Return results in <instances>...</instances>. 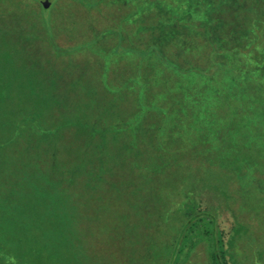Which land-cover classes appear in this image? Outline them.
Masks as SVG:
<instances>
[{"label":"trees","instance_id":"obj_1","mask_svg":"<svg viewBox=\"0 0 264 264\" xmlns=\"http://www.w3.org/2000/svg\"><path fill=\"white\" fill-rule=\"evenodd\" d=\"M11 1L0 0V264H39V260L44 262L55 256L58 264L75 263L69 262V258L76 260V264H85V241L80 238L84 240L88 228L92 230V241L99 245L121 243L124 234L126 238H133L134 232L138 233V223L146 219L142 216L147 199H138V196L152 188L149 183L158 182L164 171L160 166H165L166 161L149 177L134 169L133 166H148L149 145L162 151H167L164 147L175 151L173 155L167 151L168 155L164 153L162 158H152L151 166L165 158L174 159L184 146L190 151L188 163L200 162L197 157L205 159L200 166L207 173L211 172L208 166L214 165L207 160L214 155L218 156L220 165L234 160L247 164L241 153L245 143L241 135L247 125L230 123L225 117H242L237 105L230 103L239 94L246 98L250 108L258 107L259 101H255L258 97L260 107L264 106V95L260 92L264 80L261 76L264 45H259L260 39L255 34H260L256 27L250 30V37L239 39L230 36L231 27L222 21L211 26L195 24L193 15L185 10L188 20L182 18L179 24L165 15L153 27L160 29L161 34L141 40L144 45H151L150 48L134 53L136 58L113 56V62H109L112 69L114 63L120 62L123 66L125 60H130L134 72L138 66V75H118L121 87L112 86L109 82L112 71L107 70L106 64L103 75L97 76L103 77L108 89L104 92L98 85L92 86L88 95L90 103L85 105L73 101L71 93L78 85L76 81L69 82L66 76H58L57 67L47 68L46 65H50L46 59L45 64L37 68L43 62L38 59L42 52L69 55L75 50L56 41L52 7L44 9L42 0H31L32 4L25 0ZM200 7L193 6L194 15ZM144 21L139 28L146 31ZM124 32L120 36L126 42ZM167 35L170 40L166 47L175 49L176 55L164 49L163 38ZM196 36L204 40L199 43ZM141 41L138 44H143ZM206 46L213 50H203ZM185 51L195 55L185 61L182 56ZM237 53L253 59L248 77L247 70L237 66L247 77L245 83L243 78L240 81L234 77V63L228 65L230 59L225 57H235ZM200 54L203 57L197 58ZM33 57H36L35 63ZM72 62L78 63L74 57L64 60L60 64L61 71L64 63ZM199 75L209 78L201 87L184 86H194ZM216 88L218 93L212 92ZM167 97L169 100L163 101ZM70 98L71 106L67 101ZM228 111L232 114L227 115ZM142 130L157 134L142 136ZM126 131L129 136L121 135ZM65 132H73L66 146L62 144ZM224 132L234 134L224 137ZM192 140H196V144L190 147ZM74 144L85 149L87 157H77L75 166H56V150ZM9 149H14L15 154L26 152L30 156L28 160L44 151L48 157L46 166H5L8 162L3 156L11 154ZM58 160L62 161L60 157ZM87 161L91 163L90 168ZM112 166H117V170L110 172ZM130 177L140 182L130 181ZM208 184L204 187L213 188V183ZM84 190L90 193V200L95 198L89 201V209L101 217L87 215L86 206L77 197ZM194 207V204L184 203L178 208L181 214L178 219L181 222L183 215V221L177 240L168 250L166 264H189L199 244L209 247L208 264H237V259L228 258L229 252H233L232 246L225 248L223 234L210 215L203 211L194 213ZM148 227L145 224L144 228ZM236 232L237 238L243 237L244 232L238 229ZM75 246L78 250H71ZM240 262L244 264L245 260Z\"/></svg>","mask_w":264,"mask_h":264},{"label":"rangeland","instance_id":"obj_2","mask_svg":"<svg viewBox=\"0 0 264 264\" xmlns=\"http://www.w3.org/2000/svg\"><path fill=\"white\" fill-rule=\"evenodd\" d=\"M13 1L18 0H12L11 2ZM25 1L28 4H32L31 2H33L31 0ZM48 1L50 2L49 6L44 9L52 7L56 41L61 46L71 47L75 50L69 53V55H56L53 52L49 53V50L42 52L39 54L38 59L43 60V62L37 68H41L45 64L44 61L46 59L50 65L49 67L46 65L47 68L57 67L60 71L58 76H66L69 82L76 81L78 85L75 86L74 92L71 93L73 101L85 103V105L89 102L88 95L93 88L92 86L96 87L98 85L104 92L108 89L104 86L105 82L103 77L99 79L97 76L98 74L103 75L106 64L107 70L109 72L112 71L109 79L110 85L112 86L116 85L118 88L121 87V79L118 75H138V66H135L134 72V66L130 64V60H125L123 66L120 65V62L114 63L112 69H110L111 64L109 62H113V56L117 58L133 56L136 58L134 53H140L144 49L150 48L151 45H144L145 42L143 41L155 38V36L158 37L161 34L162 31L160 29L157 28L154 30L153 27L158 23L157 20L163 18L165 15L167 18L172 17V21L175 20L179 23V20L181 21L182 18L184 21L188 20L184 12L186 10L191 16L193 15L192 19L195 24H207L211 26V24L225 22L231 27L230 36L239 39L245 38L246 36L250 37V30L256 27L260 34H255L260 39L259 45L261 43L262 46L264 45V38H262V35H264V0H198V2L196 0ZM197 4L198 6L201 5V7L195 11L194 15L193 6ZM36 6L40 9L37 3ZM143 21V25L146 24L145 26L147 27L146 31L145 29L141 30L139 28L141 27L139 24H142ZM124 30L126 32L123 35H127L126 42L120 36ZM252 32L254 33V30ZM169 40L170 37L168 35L163 38L164 49L170 52L169 54L176 55L175 49L166 47V43ZM196 40L200 43V40L204 39L201 36H196ZM140 41L143 44H138ZM238 44L240 45V42ZM215 48L216 46L214 50ZM203 50L211 51L213 47L206 46ZM194 55L193 52L189 53L185 51L182 53L185 61L190 60L188 58ZM73 57L78 63H64L62 72L60 64L64 60L68 61L69 58L71 59ZM196 57L202 58L203 55L201 57L196 55ZM225 57L230 59L228 65L234 63L235 67L232 70L234 77L239 78L240 81L243 78L245 83L246 78L251 74L250 69L251 65H253L252 57H244L241 53H237L235 57L227 55ZM261 61L264 65V56L261 58ZM237 66L247 70V77H245L242 71L238 70L239 67ZM260 68L262 69V67ZM261 76L264 78V73ZM208 79L207 77L199 75L196 78V84L194 86L192 84H184V86L188 85V87L198 88L202 86L204 81H208ZM222 83L225 84L224 82ZM242 86L241 88H243ZM261 86L263 90L259 89L261 94L264 95V80ZM241 88L240 90H242ZM255 89H258V86L255 85ZM222 90L226 92L227 88H222ZM212 92L218 93V88ZM149 99L152 101L151 98ZM71 100V98L67 100L69 106H71ZM165 100H169V97L163 98V101ZM255 101L260 102L259 97ZM246 102V98L242 94H239V97L231 100L230 103L235 106L237 105L236 109L239 111H236L240 113V116L242 113V117L234 119V115H231L232 112L228 111L227 115L231 116H226L225 118L230 123L235 122L243 126L245 123L247 125L245 133L241 135L243 140H245L243 146L244 151H241V153L246 158L247 164L243 161L234 160L231 163L220 165L218 156L214 155L210 156L207 160L210 164H214L213 166H208L211 168V172L207 173L206 171L204 172L203 166H200V163L205 162V159L197 157L200 162L188 163L190 151L184 146L182 147V152L178 156H175L174 159L169 158L167 160L165 158L157 161L154 166H151L152 158L156 156L162 158L164 153L168 155L167 151L173 155L175 151L168 147H164L167 151H162L158 147L152 148L149 145L148 151L150 159L148 166H133L134 169L138 168L149 177L153 170L159 168L158 165L160 163L166 161L165 166H160L164 171L160 173L158 182L149 183L152 188L148 192L144 191L143 194L141 192L138 196V199H147L142 216L146 219L138 223L142 229L138 227V233L127 230L131 233L134 232V237L126 238L127 234H124L122 236L124 240L121 243L116 244L113 242L114 246H111L99 245V243L92 241V230L88 228L86 230L88 235H85L84 240L83 237L80 238L81 241H85L83 243L84 254L87 256V262L85 264H166L169 254L168 250L174 245L179 230L181 229L183 215L180 222L178 217L181 214L178 212V208L184 203L194 204V213L203 211L205 214L210 215L216 228L223 234L225 248L228 250L232 246L231 251L233 250V252L230 253L228 251L229 259H237V264H241L240 261L242 259L245 260L244 264H261L260 262L263 260L262 263L264 264V106L260 107L258 102V107L250 108ZM127 105L132 107L131 104ZM147 105L150 106L151 103H147ZM182 115L180 114L179 116ZM126 119L129 120V118ZM243 126L240 130L241 132ZM142 131V136H150L151 134L150 137H155V134H157L156 132L149 134L148 130ZM65 133L63 137L64 141H62L64 146L69 143L67 140H72L73 135V132ZM233 134L231 132H224L222 136L230 137ZM121 135L129 136L127 131ZM183 140L186 141L184 137ZM195 144L196 140H192L189 146L191 147ZM85 152V149L83 151L76 144L67 148L62 147L60 150H56L57 161L55 165L75 166L77 157H87ZM9 153L13 156L11 154L3 156L5 161L8 162L5 166H46L48 160L44 151L42 153L38 152L36 154L38 158L33 157L31 160L27 159L30 156L26 152L15 154L14 149H9ZM59 157L62 159L61 162L58 160ZM87 162L88 164L84 162V166L87 164V167L90 168L91 163L89 164V161ZM223 168L229 170L224 172ZM116 170L117 166H112L110 172ZM66 177H68L67 174ZM130 181L140 182L135 177H130ZM208 183H211V185L213 183V188L204 187L208 186ZM84 184L86 183L84 182ZM99 191H102L100 187ZM70 194H72L71 191ZM89 196L90 193L86 190L77 195L81 199L82 204L86 206L88 216L101 217L102 215L96 214L92 209H89V201L95 199L91 197L90 200ZM145 224L149 227L144 228ZM83 226L85 225L83 224ZM237 229L244 232L243 237L240 239L236 237ZM69 241L71 242L70 233ZM184 244L187 245V241ZM71 250L77 251L78 248L76 246L71 247ZM208 251V246L199 244L196 252H192L195 254L191 257L189 264H208ZM59 252L63 251L59 250ZM68 261L75 262L72 264L77 263L76 260H71V258ZM39 264H58V259L55 256L54 258L44 260V262L39 260Z\"/></svg>","mask_w":264,"mask_h":264},{"label":"water","instance_id":"obj_3","mask_svg":"<svg viewBox=\"0 0 264 264\" xmlns=\"http://www.w3.org/2000/svg\"><path fill=\"white\" fill-rule=\"evenodd\" d=\"M42 4H43L44 8H48L50 2L48 0H44V1H42Z\"/></svg>","mask_w":264,"mask_h":264}]
</instances>
